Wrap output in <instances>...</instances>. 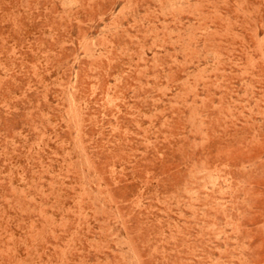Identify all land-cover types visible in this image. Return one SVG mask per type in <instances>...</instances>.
Returning a JSON list of instances; mask_svg holds the SVG:
<instances>
[{"label":"rangeland","instance_id":"374dc122","mask_svg":"<svg viewBox=\"0 0 264 264\" xmlns=\"http://www.w3.org/2000/svg\"><path fill=\"white\" fill-rule=\"evenodd\" d=\"M0 264H264V0H0Z\"/></svg>","mask_w":264,"mask_h":264}]
</instances>
